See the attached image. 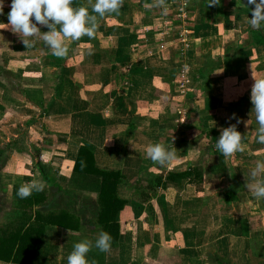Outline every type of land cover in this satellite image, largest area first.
<instances>
[{"label": "crops", "instance_id": "obj_1", "mask_svg": "<svg viewBox=\"0 0 264 264\" xmlns=\"http://www.w3.org/2000/svg\"><path fill=\"white\" fill-rule=\"evenodd\" d=\"M191 1L188 18L165 25L174 0H165L166 13L156 0H123L118 14L102 18L91 11L96 0H73L97 15V30L67 38V55L56 57L40 38L44 25L26 48L5 0L0 233L29 225L15 190L32 179L49 189L34 209H66L82 221L81 230L48 225L34 264H67L75 243L99 233L97 180L74 172L81 145L99 168L123 174L118 194L126 201L119 239L107 253L93 247L89 264H217L214 253L231 264H264V198L246 186L264 161L251 102L255 78L264 77V27L253 34L246 0ZM231 125L241 147L223 157L216 143ZM155 143L174 147L176 158L154 164L147 148ZM35 159L60 187L44 180Z\"/></svg>", "mask_w": 264, "mask_h": 264}, {"label": "clouds", "instance_id": "obj_2", "mask_svg": "<svg viewBox=\"0 0 264 264\" xmlns=\"http://www.w3.org/2000/svg\"><path fill=\"white\" fill-rule=\"evenodd\" d=\"M220 0H208L209 4H219ZM5 0H0V14L3 13ZM165 0H156L153 7H160L166 13ZM252 16L248 19L249 25L254 29L264 27V0H247ZM73 0H11L8 24L12 31L19 34L26 48L33 47L35 38L41 33L37 26L44 25L49 30L42 32L40 37L52 54L56 57L66 56L68 46L67 38L76 41L82 36L94 38L97 30V15L89 13L88 8H74ZM123 5V0H96L91 6L92 13L104 17L106 14L117 13ZM59 26V28H57ZM251 102L258 125L256 129L257 142L264 144V77L255 78L251 90ZM252 110V111H253ZM242 135L236 125L224 128L217 139L216 148L223 157H231L241 147ZM171 145L155 143L147 148V156L159 166H165L176 158V152ZM251 183L246 186L252 191L256 199L264 198V161H257L256 166L250 169ZM46 185L36 179L22 184L16 195L26 199L34 192L44 191ZM112 236L101 230L95 240L85 238L73 245L67 257V264H89L88 253L93 247L100 252L107 253L111 249ZM94 264V262H93Z\"/></svg>", "mask_w": 264, "mask_h": 264}, {"label": "trees", "instance_id": "obj_3", "mask_svg": "<svg viewBox=\"0 0 264 264\" xmlns=\"http://www.w3.org/2000/svg\"><path fill=\"white\" fill-rule=\"evenodd\" d=\"M247 1V0H246ZM251 10L254 5H248ZM252 12V11H251ZM258 37L262 33L260 30L251 29ZM36 169L42 174L44 180L49 185H59L57 179L50 172L47 166L40 160L35 159ZM74 172L89 176L92 175L97 180L98 185V206L99 214L95 221L94 231H107L112 236V242L117 241L120 236V224L117 215L123 209L126 201L118 194V185L123 179V174L118 170H105L96 165L94 152L86 145H81L75 162ZM21 186V185H20ZM20 186L16 187V193ZM49 199V189L36 193L34 192L24 200L26 206L25 216L29 225L20 229L4 231L0 233V259L10 262V264H34L38 251L41 249L46 227L48 225H58L67 229L81 230L82 221L80 216L66 209H55L43 211L34 209ZM35 210V212H33ZM33 213V214H32ZM93 220V219H91ZM98 235V234H97ZM93 236L94 239L97 237ZM103 252H100L102 254ZM92 254L97 252L92 250ZM212 258L217 264H231L227 259L218 254H212Z\"/></svg>", "mask_w": 264, "mask_h": 264}, {"label": "built area", "instance_id": "obj_4", "mask_svg": "<svg viewBox=\"0 0 264 264\" xmlns=\"http://www.w3.org/2000/svg\"><path fill=\"white\" fill-rule=\"evenodd\" d=\"M175 4V13L176 15H170L169 17L164 18V24L168 25L170 23L169 19L181 17V19H186L189 17L190 7H192L193 2L191 0H174Z\"/></svg>", "mask_w": 264, "mask_h": 264}, {"label": "rangeland", "instance_id": "obj_5", "mask_svg": "<svg viewBox=\"0 0 264 264\" xmlns=\"http://www.w3.org/2000/svg\"><path fill=\"white\" fill-rule=\"evenodd\" d=\"M96 233H98V231Z\"/></svg>", "mask_w": 264, "mask_h": 264}]
</instances>
